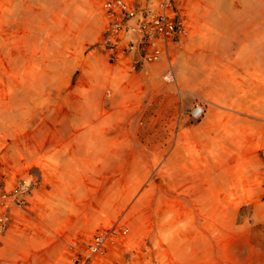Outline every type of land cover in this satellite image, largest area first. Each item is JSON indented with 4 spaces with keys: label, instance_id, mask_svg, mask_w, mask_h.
Here are the masks:
<instances>
[{
    "label": "rangeland",
    "instance_id": "374dc122",
    "mask_svg": "<svg viewBox=\"0 0 264 264\" xmlns=\"http://www.w3.org/2000/svg\"><path fill=\"white\" fill-rule=\"evenodd\" d=\"M102 2L0 0V194L29 182L0 264L118 220L105 264H264V0H174L186 36L137 64Z\"/></svg>",
    "mask_w": 264,
    "mask_h": 264
},
{
    "label": "built area",
    "instance_id": "2783aa9c",
    "mask_svg": "<svg viewBox=\"0 0 264 264\" xmlns=\"http://www.w3.org/2000/svg\"><path fill=\"white\" fill-rule=\"evenodd\" d=\"M102 7L111 18L103 42L110 49L121 45V54L132 63L158 61L170 52L173 44L181 42L187 34L185 20L174 10V0H159L154 6L146 4L138 8L130 0H103ZM130 37L122 45L124 36ZM165 81L172 79L167 71ZM29 182L22 179L10 190L0 194V233L6 232L14 215L27 201ZM129 232L120 220L97 229L85 242L68 243L67 261L62 264H105V254L117 245Z\"/></svg>",
    "mask_w": 264,
    "mask_h": 264
}]
</instances>
